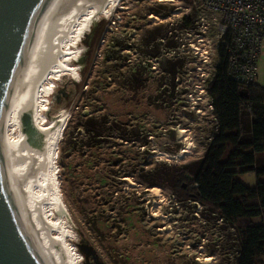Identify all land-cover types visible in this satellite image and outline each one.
Masks as SVG:
<instances>
[{
    "label": "rangeland",
    "instance_id": "374dc122",
    "mask_svg": "<svg viewBox=\"0 0 264 264\" xmlns=\"http://www.w3.org/2000/svg\"><path fill=\"white\" fill-rule=\"evenodd\" d=\"M112 6L106 14H85L76 22L67 46L82 49L68 55L80 64L79 76L58 72L45 78V96H50L45 102L39 97L45 121L60 110L68 120L54 171L67 218L46 206L47 219L60 222L49 233L60 237L63 250L70 249L78 264H94L79 249L82 241L97 251L102 264H235L233 230L202 205L178 201L162 174L165 167L201 158L213 130L212 115L191 111L186 95L201 84L195 69L200 60L192 54L178 57L176 49L195 20L208 14L201 0H119ZM152 14L157 18L150 19ZM214 33L209 27L206 35ZM156 34L163 39L149 41ZM167 39L173 47H167ZM175 58L183 63L172 74L167 67ZM258 75L264 85V67ZM185 147L190 151L179 154ZM142 178L162 184L154 186L159 196ZM237 179L256 183L254 173ZM207 257L212 260L205 262Z\"/></svg>",
    "mask_w": 264,
    "mask_h": 264
},
{
    "label": "bare ground",
    "instance_id": "6f19581e",
    "mask_svg": "<svg viewBox=\"0 0 264 264\" xmlns=\"http://www.w3.org/2000/svg\"><path fill=\"white\" fill-rule=\"evenodd\" d=\"M117 2L119 0H54L38 20L12 92L1 113V165L7 171L8 191L19 223L44 264L78 263L72 259L73 254L68 252L70 249L65 247L63 250L60 237L49 233L53 227L58 230L60 222L54 224L45 214V207L50 206L58 216L67 218V206L57 186V173L54 172L57 169L56 153L68 124L67 112L60 110L47 116L45 121L39 97L42 96V102L47 99L45 78L49 80L58 72L61 76H79L80 64L70 62L68 55L76 56L80 50L81 54L82 49L80 46H67L78 28H74L76 22L85 14L91 18L100 13L106 14L109 12L107 7H115ZM156 18L154 14L150 15V19ZM179 134L183 135L184 131L180 130ZM189 151V147H185L179 154ZM150 191L157 196L160 194L156 187ZM211 260V257H207L204 261Z\"/></svg>",
    "mask_w": 264,
    "mask_h": 264
},
{
    "label": "trees",
    "instance_id": "16d2710c",
    "mask_svg": "<svg viewBox=\"0 0 264 264\" xmlns=\"http://www.w3.org/2000/svg\"><path fill=\"white\" fill-rule=\"evenodd\" d=\"M187 18L182 19L185 25ZM156 38L163 39L156 34L149 41ZM166 43L167 47L174 46L168 39ZM182 63L175 58L168 62L167 70L173 74ZM207 89L213 102L214 125L203 156L165 167L162 174L178 201L202 205L233 230L235 264H264V86L256 79L239 83L231 78L221 58ZM92 128H87L88 132ZM93 131L101 134L96 128ZM245 173L255 174L254 186L237 179ZM139 181L146 186H162L154 179Z\"/></svg>",
    "mask_w": 264,
    "mask_h": 264
},
{
    "label": "built area",
    "instance_id": "2783aa9c",
    "mask_svg": "<svg viewBox=\"0 0 264 264\" xmlns=\"http://www.w3.org/2000/svg\"><path fill=\"white\" fill-rule=\"evenodd\" d=\"M201 8L208 17H198L194 27L186 32L188 38L176 49L178 57L192 54L200 60L195 69L201 84L194 85V90L186 93L191 111L213 117V102L207 85L221 58L228 75L239 83H251L256 79L257 60L264 50V0H201ZM209 27L215 30L211 37L206 35ZM178 82L179 78L176 86ZM195 90L196 95L193 94Z\"/></svg>",
    "mask_w": 264,
    "mask_h": 264
},
{
    "label": "water",
    "instance_id": "95a60500",
    "mask_svg": "<svg viewBox=\"0 0 264 264\" xmlns=\"http://www.w3.org/2000/svg\"><path fill=\"white\" fill-rule=\"evenodd\" d=\"M53 1L0 0V117L38 20ZM1 131L0 128V149ZM1 155L0 153V264H44L19 223L8 191L7 171L2 166ZM79 249L86 258L93 253V248L86 244L79 245Z\"/></svg>",
    "mask_w": 264,
    "mask_h": 264
},
{
    "label": "flooded vegetation",
    "instance_id": "af4514ba",
    "mask_svg": "<svg viewBox=\"0 0 264 264\" xmlns=\"http://www.w3.org/2000/svg\"><path fill=\"white\" fill-rule=\"evenodd\" d=\"M122 178H124V176L122 177ZM126 179H127V177H126ZM125 178L123 179V180H126ZM127 181V180H126ZM146 188L148 189V186H146ZM118 224H120V221L118 222ZM81 244H86V245H88L86 242H84V241H82V243ZM80 244V245H81ZM93 248V247H92ZM88 258H91V260L94 262V264H95V262H96V264H102L101 263V259H100V257H99V255H98V253H97V251L93 248V253L91 254V255H89V257Z\"/></svg>",
    "mask_w": 264,
    "mask_h": 264
},
{
    "label": "crops",
    "instance_id": "0c3cea01",
    "mask_svg": "<svg viewBox=\"0 0 264 264\" xmlns=\"http://www.w3.org/2000/svg\"><path fill=\"white\" fill-rule=\"evenodd\" d=\"M263 52H264V50H263ZM262 52V53H263ZM262 53H261V55H262ZM261 55H260V57H261ZM259 57V59L257 60V76H256V81H258V78H259V75H258V73H259V68L260 67H264V60H261V58ZM260 82V81H259ZM260 84H261V82H260ZM264 86V85H263ZM263 177V176H262ZM261 177V178H262Z\"/></svg>",
    "mask_w": 264,
    "mask_h": 264
}]
</instances>
